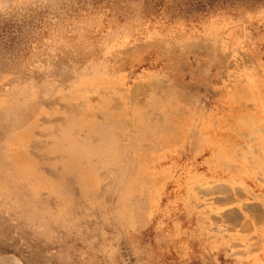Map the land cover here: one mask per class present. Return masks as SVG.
I'll use <instances>...</instances> for the list:
<instances>
[{
	"label": "rangeland",
	"instance_id": "374dc122",
	"mask_svg": "<svg viewBox=\"0 0 264 264\" xmlns=\"http://www.w3.org/2000/svg\"><path fill=\"white\" fill-rule=\"evenodd\" d=\"M35 8L14 74L0 5V264H264V0ZM53 41L97 68L51 75ZM82 116L112 130L107 173L43 135Z\"/></svg>",
	"mask_w": 264,
	"mask_h": 264
},
{
	"label": "crops",
	"instance_id": "0c3cea01",
	"mask_svg": "<svg viewBox=\"0 0 264 264\" xmlns=\"http://www.w3.org/2000/svg\"><path fill=\"white\" fill-rule=\"evenodd\" d=\"M45 1L46 3L55 5L57 1L62 0H0V5H7L13 7V13H14V23H15V33L13 34V42H14V74H24L26 73V68L30 69L34 64H32V61L34 60L33 53L35 49H32L29 53V55H18V52H22V49L26 48L23 46H27V44H32L35 38H39L41 35H34L33 29H30V34H21L16 33V29L18 28V22L22 21H28L31 25L30 27H35L34 23L37 22V20L34 19V12L36 10L35 7L39 6V4L43 3ZM49 1V2H48ZM26 14L27 11L30 12L29 18H22V12ZM63 20V19H61ZM61 20H58V23H60ZM62 21H61V24ZM63 35V34H62ZM39 36V37H38ZM48 36V35H47ZM42 37V36H41ZM41 37L38 39L41 42ZM10 39V38H8ZM57 41L61 39V37L56 38ZM62 41V40H61ZM60 41V42H61ZM6 42V41H5ZM59 42V43H60ZM55 41L51 42V45H48L47 42V48L46 57H41L39 59V66H43L50 68L51 70L49 73L51 75H57V76H63V75H79V74H85L87 73L86 70L97 68L95 66L94 62L96 59H98L100 56H97L95 59H90L88 62H86V57H79V56H73L69 57L65 51V46L61 44H54ZM24 44V45H23ZM23 45V46H22ZM51 46V47H50ZM50 47V48H49ZM42 53L43 49H37L36 52ZM19 59V62H18ZM32 68L30 73H35V71Z\"/></svg>",
	"mask_w": 264,
	"mask_h": 264
},
{
	"label": "bare ground",
	"instance_id": "6f19581e",
	"mask_svg": "<svg viewBox=\"0 0 264 264\" xmlns=\"http://www.w3.org/2000/svg\"><path fill=\"white\" fill-rule=\"evenodd\" d=\"M77 107L76 105H70L68 109L70 111L67 112H76ZM87 122L88 120L84 116L73 120L68 119L62 126H52L47 132H43V135H46V137L48 136V138L51 134L55 136H53L54 139L51 140L53 144L52 148H54L53 152L57 153L60 157H66V160L76 158L75 160L78 159L86 163L88 159H92L94 161L93 163L87 162V164H84L87 166V174L99 172L107 173L111 167L107 165L108 161L103 156L104 146L98 147V144H107L110 139L108 133H112V130H106V127L103 125L104 123L101 122H95L94 124H89ZM92 126L97 129L91 130ZM82 132H84V138L80 137V133ZM101 133L102 135L99 136ZM259 165L261 166H259V168H263L264 160H260ZM110 189L111 188H108V190Z\"/></svg>",
	"mask_w": 264,
	"mask_h": 264
}]
</instances>
